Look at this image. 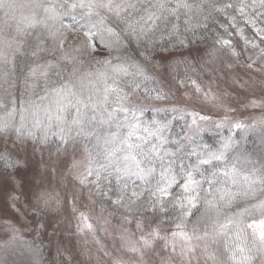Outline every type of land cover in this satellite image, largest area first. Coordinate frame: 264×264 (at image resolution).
<instances>
[{"label":"snow or ice","instance_id":"obj_1","mask_svg":"<svg viewBox=\"0 0 264 264\" xmlns=\"http://www.w3.org/2000/svg\"><path fill=\"white\" fill-rule=\"evenodd\" d=\"M66 16L79 26L64 24ZM211 24L217 27L209 31ZM81 32L86 39L76 42ZM96 38L108 49L102 59L93 55ZM208 40L212 46L204 56L169 61L171 53ZM126 41L142 49L143 62L122 54ZM156 54L171 72L183 67L177 83L185 89V106L170 111L191 117L189 128L200 129L203 122L264 132V95L249 101L261 115L246 124L228 115L232 109L202 79L217 62L229 74L240 66L264 75V0H0V168L15 180L25 164L20 152L29 149L44 163L30 192L17 194L23 188L18 184L9 193L13 207L25 196L38 214L59 213L70 204L72 235L84 250L92 242L108 258L98 255L96 264H264V151L254 158L231 135L217 147L189 149L164 135L168 122L142 120L143 101L175 95L173 85L147 70ZM233 83L249 84L239 77ZM197 103L222 109L223 118L213 122L190 110ZM58 170L62 182L71 177L80 186L79 195L99 198L101 213L115 206L124 210L125 224L135 220L134 231L123 225L116 231L120 255L98 239V232L107 234L106 217L93 224L78 209L77 192L62 194L46 182ZM143 211L164 215L146 230L138 216ZM6 234L0 248L19 249L27 258L21 264H40L38 248L23 239L21 228L9 223Z\"/></svg>","mask_w":264,"mask_h":264},{"label":"rangeland","instance_id":"obj_2","mask_svg":"<svg viewBox=\"0 0 264 264\" xmlns=\"http://www.w3.org/2000/svg\"><path fill=\"white\" fill-rule=\"evenodd\" d=\"M64 31L68 35L69 40H72L73 33L67 30ZM81 35L82 36L77 35L76 42L86 39L83 34ZM234 39L238 50H242L243 46L239 38L235 37ZM96 40L100 41L99 38H96ZM126 42L130 47L128 50H125V54L129 60L131 62H143L140 53L136 52L142 49L137 48L135 42ZM211 46L212 41L208 40L198 49L192 51H175L170 54L169 61L172 58L181 56H204L206 49ZM97 49V52L93 55L101 59L106 56V53L100 48L97 47ZM241 59L246 60V57H241ZM155 64H159L160 66L157 68L154 66ZM197 67H199V65H197ZM212 67L217 69L215 73L211 71ZM222 67L223 66L219 62L209 66V69L205 71L202 77L205 87L211 82L213 90L220 94L224 104L232 109L228 115L233 120H241L246 124H251L254 119L260 117L261 109H253L247 105L251 99H258L264 95V84L261 83V81L264 80V75L258 72H251L240 66H237L233 73L229 74L227 71H222ZM147 70L150 75L155 76L158 80L173 85L175 95L170 96L166 101H143L142 103L145 106V111L140 117L142 120L146 121L145 116L147 115H145V112H148V115L151 117L150 121L156 115H159L160 118H167V120L164 121L169 123V127L165 132L171 127L170 130L174 131L173 134L179 136L182 143L187 145L189 149L197 147L198 145H208L214 148L219 146L222 138L231 135L233 139L238 142V148L246 154H251L254 158L259 157L261 152L264 151V132H262L259 127L244 131L235 129L230 131L227 126L222 129H217L214 123L205 126L202 122L200 129L196 126L189 128L188 124L191 122V117L185 116L184 119H180L178 113L170 111L171 107L174 105L180 107L185 106V89L180 88L177 83V79L183 75V67L180 68L178 73L171 72L165 66V61L161 58L160 54H156L153 57V63L147 65ZM174 77H176V79H174ZM235 77H239L242 81H248V86L241 88L239 83H233ZM149 86H151V84ZM157 108L161 110L154 111V109ZM189 108L190 110H195L201 114L211 116L213 122L222 119L224 115L222 109L213 108L210 105L197 103L194 106H189ZM188 137H190L191 140H189ZM172 140L174 139L172 138L170 141ZM4 147V143L0 141V150ZM7 147L11 149L12 145L8 144ZM20 156L25 160V164L17 174L15 180L9 181L6 178L5 170L0 168V243L8 238L6 226L12 223L21 228L24 240L32 243L34 247L38 248V259L40 264H68V261H71V264H96V257L98 255L102 260L107 261V257H103L102 253L97 252V245H95V243L90 242L87 245L88 251H86L84 250L85 246L76 236L72 235V233L75 232L76 222L72 219L73 214L70 204L65 210L59 213L43 212L38 214L30 210L29 205L31 201L25 196V199L18 201L17 206L13 207L9 199V193L12 192L14 188H17L18 184H22L23 188L17 189V194L21 191L27 194L34 184V177L44 175V163L39 153L33 155L31 149H29L26 154L21 151ZM44 162L51 164L46 153L44 155ZM62 175V170H58L55 175L49 172L45 176V179L50 186L56 188L62 194L77 192L79 195L80 186L76 184L75 181H72L71 177H68L62 182ZM70 199L71 196L69 195V200ZM98 199L99 198L89 199L87 192H84L82 195H79L77 207L80 211L92 217L93 224H97L95 217L99 215H103L110 221L107 225H103L101 222L103 228L107 229V234L104 231H100L97 236L103 246L109 248L114 254L120 255L117 247L119 241L114 238L116 231L121 225L129 227L134 231L135 220L131 225L125 224L121 218V213H123L124 210L115 209V206L108 207L101 213L99 205L95 202ZM113 211L114 214L109 215V213ZM124 214L127 215V213ZM162 215L164 214H154L152 211H143L138 214L146 230H150V228L155 225L156 217ZM41 225H43L42 228L40 227ZM58 248L60 252L57 251ZM124 258L130 260L132 257L130 254H126ZM25 259L27 258L19 249L4 250L0 248V264H21V261Z\"/></svg>","mask_w":264,"mask_h":264},{"label":"trees","instance_id":"obj_3","mask_svg":"<svg viewBox=\"0 0 264 264\" xmlns=\"http://www.w3.org/2000/svg\"><path fill=\"white\" fill-rule=\"evenodd\" d=\"M221 19H222V18H221ZM63 22H64V24L69 25L70 27H78V26H79V25L76 23V21H74V20L71 18V16H66V17H64ZM216 27H217L216 24H211V25H210V29H209V31H211L212 29H215ZM68 32H69V31H68ZM81 34H83V33L81 32V33H79L78 35H79V36H82ZM94 43L97 45L98 48H100L104 53H106V56H107V54H108V49L105 48L104 45H102L101 42H100V41H97L96 39H95ZM128 48H130L129 45H128V47H127L126 49H122V54H125V50H128ZM129 50H131V49H129ZM133 51H134V50H133ZM136 52L140 53V51H136ZM103 58H104V57H103ZM145 115H147V116H145ZM145 115H144V116L146 117V121H150L151 117L148 115V112H145ZM153 119H155V120H157V121H159V122H161V123H164V122H165L164 120H167V118H160L159 115L154 116V117L152 118V120H153ZM170 129H171V127H170L166 132H164V135H165L166 137H168L169 140H171V139L173 138L174 140H178V141H180V142L182 143V141L180 140V137H179V136H176L175 134H173L174 131H172V130H170ZM182 144H183V143H182ZM169 147H172V145L169 144ZM173 147H174V146H173Z\"/></svg>","mask_w":264,"mask_h":264}]
</instances>
